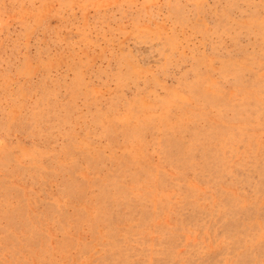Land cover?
<instances>
[{"label": "rangeland", "instance_id": "374dc122", "mask_svg": "<svg viewBox=\"0 0 264 264\" xmlns=\"http://www.w3.org/2000/svg\"><path fill=\"white\" fill-rule=\"evenodd\" d=\"M0 264H264V0H0Z\"/></svg>", "mask_w": 264, "mask_h": 264}, {"label": "bare ground", "instance_id": "6f19581e", "mask_svg": "<svg viewBox=\"0 0 264 264\" xmlns=\"http://www.w3.org/2000/svg\"><path fill=\"white\" fill-rule=\"evenodd\" d=\"M35 46V45H34ZM26 96V95H25ZM109 110V109H107ZM178 116V115H177ZM2 126V125H1ZM147 130V129H146ZM113 131V130H111ZM217 132V131H216ZM60 134V133H59ZM83 135V134H82ZM209 144V143H208ZM206 147V146H205ZM45 152V151H44ZM98 155V154H97ZM97 161V160H96ZM129 162V161H128ZM179 163V162H178ZM104 165V164H103ZM142 166V165H141ZM101 167V166H100ZM25 168V167H24ZM65 168V167H64ZM70 168V166H69ZM152 169V168H151ZM118 179V178H117ZM260 179V178H259ZM95 180V179H94ZM226 181V180H225ZM83 183V182H82ZM164 183V182H163ZM98 185V184H97ZM158 185V184H157ZM123 189V188H122ZM138 189V188H137ZM82 192V191H81ZM83 194V193H82ZM141 195V194H140ZM252 195V194H251ZM132 196V195H131ZM139 199V198H138ZM137 202V201H136ZM150 204V203H149ZM101 207V206H100ZM117 207V206H116ZM163 210V209H162ZM150 211V210H149ZM104 213V212H103ZM151 213V212H150ZM222 213V212H221ZM236 213V212H235ZM153 219V218H152ZM149 221V220H148ZM226 221V220H225ZM107 222V221H106ZM247 222V221H246ZM213 225V224H212ZM248 225V224H247ZM175 229V228H174ZM102 233V232H101ZM117 237V236H116ZM170 239V238H169ZM193 256V255H192ZM160 257V256H159ZM204 263V262H203Z\"/></svg>", "mask_w": 264, "mask_h": 264}]
</instances>
